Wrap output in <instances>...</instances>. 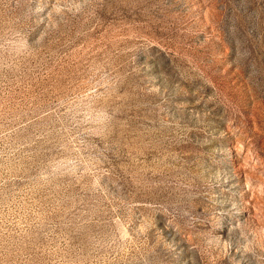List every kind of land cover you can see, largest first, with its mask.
<instances>
[{"label": "rangeland", "instance_id": "rangeland-1", "mask_svg": "<svg viewBox=\"0 0 264 264\" xmlns=\"http://www.w3.org/2000/svg\"><path fill=\"white\" fill-rule=\"evenodd\" d=\"M0 264H264V0H0Z\"/></svg>", "mask_w": 264, "mask_h": 264}]
</instances>
